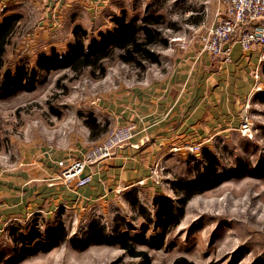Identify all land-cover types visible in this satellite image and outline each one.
Wrapping results in <instances>:
<instances>
[{
  "label": "rangeland",
  "instance_id": "374dc122",
  "mask_svg": "<svg viewBox=\"0 0 264 264\" xmlns=\"http://www.w3.org/2000/svg\"><path fill=\"white\" fill-rule=\"evenodd\" d=\"M141 1V6L127 3L126 19L140 22L146 12L163 14L168 22L176 23V30L165 31L168 47L174 50H160L159 64L146 70L107 61L106 74L99 78L89 70L80 75L61 68L44 72L38 67L39 60L52 58L53 53L67 54L81 38L75 33L79 27L87 32L82 39L85 47L98 42L100 33L115 28L113 19L122 18L121 3L104 9L94 6L89 13L75 0H0V25L7 18H19L7 49L5 78L21 68L39 77L31 88L21 80L22 88L17 85L16 91L0 98V264H10L20 235H27L33 227L44 233L60 224L67 232L64 242L15 264H143L141 258L131 257L117 245L82 249L97 227L104 228L109 238L126 232L136 250L146 252L154 264H174L181 258L194 264H264V176L229 178L185 205L174 186L178 179H195L207 156L216 160L219 173L244 161L264 169V60L244 68L248 76L257 71L262 91L247 100L240 95L226 97V89L218 106L209 98L206 129L186 128L173 136L177 121L163 116L169 131L145 133L137 143L140 135L135 130L121 148L112 149L110 157L122 161L127 157L129 168L137 171L141 181L133 183L135 176L129 169L127 178L132 181L112 183L107 192L88 200L79 195L74 199L75 194H25L29 186L35 191L46 186L27 184L28 177H37L45 163L57 164L55 170L60 174L66 167L61 162L86 160L125 122V126H138L139 121L146 129L155 128L159 120L153 117L150 103L144 105L150 117L140 119V95L153 88L158 78H169L174 61L183 62L188 54L183 47L190 38L197 46L218 15L226 14L222 0H146L145 7ZM202 11L206 16L199 27ZM90 116L101 127L109 125L108 133L96 141L86 126ZM245 121L251 126L247 135L241 127ZM131 143H137L136 151ZM97 163L88 167L94 169ZM39 164H43L41 169ZM181 210L176 226L160 227V217L168 211L178 216Z\"/></svg>",
  "mask_w": 264,
  "mask_h": 264
},
{
  "label": "trees",
  "instance_id": "16d2710c",
  "mask_svg": "<svg viewBox=\"0 0 264 264\" xmlns=\"http://www.w3.org/2000/svg\"><path fill=\"white\" fill-rule=\"evenodd\" d=\"M19 18H7L0 25V98H6L17 87L22 88L21 80H24L30 88L37 80L38 74L35 71L26 70L25 68L17 69L15 75L11 77V73L5 78L6 54L11 38L16 30V23ZM169 20L164 15L147 14L140 22H126V15L123 12L122 18L113 19L115 28L108 32L99 34L98 42L89 47H85L82 41L87 35L86 30L76 28L75 33L80 34L81 38H77L76 44L70 46L69 52L64 56L58 54L52 55V58L42 57L39 60L38 67L44 72H51L55 69H68L76 75H80L85 70L91 71L93 74L98 73L101 78L106 74L107 61H119L123 64L130 65L141 70L151 64H158L160 61V50L169 46V36L165 33L166 29L176 30L175 22ZM61 57V58H60ZM221 60L220 57H215ZM12 85L17 87H12ZM3 88V90H1ZM52 112L60 116L58 110L52 108ZM90 121L86 126L91 130L90 137L93 141L98 140L102 135L108 133V124L101 127L98 120L94 116H90ZM97 131V132H96ZM236 168H230L226 172L219 173L216 160L206 157L204 167L197 170V177L193 180L178 179L175 183V189L181 193V204L185 205L192 197L202 194L229 178L234 177H258L264 176V169H256L249 162H238ZM61 211L64 208L60 209ZM181 212L173 214L167 212L160 217L159 224L162 229L169 226H176L179 223ZM67 232L62 224L57 228L47 229L44 233L39 228L33 227L28 234L20 235L17 240L19 246L16 248V254L9 261L15 264L23 261L25 258L37 254L39 252H48L66 240ZM74 245L77 243L73 242ZM142 243H145L142 241ZM89 245H117L131 257L141 258L143 264H154L148 254L143 251H137L136 246L130 243V239L126 232H120L113 238H109L104 228H95L84 242V247ZM174 264H194L186 259H179Z\"/></svg>",
  "mask_w": 264,
  "mask_h": 264
},
{
  "label": "crops",
  "instance_id": "0c3cea01",
  "mask_svg": "<svg viewBox=\"0 0 264 264\" xmlns=\"http://www.w3.org/2000/svg\"><path fill=\"white\" fill-rule=\"evenodd\" d=\"M133 1L75 0V2L79 4L78 7L83 6L89 13L92 12V8L94 6L104 9V7H111L113 3H121V9H123L124 12L128 7L127 3H130L131 6L135 4L141 6V0ZM151 1L152 3H155L157 0ZM146 4V0H144L143 7H145ZM150 13L154 14L153 12H146V15ZM156 15L163 14L159 13ZM205 16V12H200L198 18L199 20L196 25L201 27V24L204 23ZM127 19L128 22L137 21L134 19ZM192 38L193 37H191L188 41L189 44L184 45L183 47L188 51V54L184 55L182 58L184 59L183 62H180V60L174 61V64L172 65L174 73L170 75L169 78H158V80L153 82V88L144 90L143 94L140 95L137 102L142 104V106H140V110L143 115L140 119L147 120L150 117V114H148L149 107L144 106L145 104L150 103L152 106L151 111L155 113L153 114V117L159 121H157V126L155 128H152L153 126L149 125V127H151L147 129L144 127V122L141 124L139 121H137V134L140 135H138L139 137H137L135 140L137 143L142 140V136H144L145 133L152 134L156 129L158 130V133L169 131L170 128L167 127V123H163L162 121L163 116H173V121H177V123L173 126L176 127V129L171 133L173 136L175 132L181 133V131L185 130L186 128H189V130H191L193 127L195 129H206L208 123H205L204 120H207L209 117L208 104L210 101H212L214 106H218V100L222 101L223 96H225L223 91L226 89V97L233 96L234 98H238L240 95L243 98H247V100H249L251 96L255 95L257 88V82L255 81L254 76L255 72L252 74V76H248V72H246L247 70L245 71L244 68L249 65L254 66L260 63L261 56L263 54L262 48H258L252 53L243 54L240 46L235 44L232 53V63L224 64L221 60H218L217 58L206 53H202L200 43H198L197 46H193V44H191L193 42L191 40ZM167 50L173 51L174 48L170 50L168 47ZM251 68L255 69L254 67ZM229 73H232V79L228 78V75H230ZM127 109L128 108H124V111ZM211 111H213V109H211ZM122 125H127V122ZM137 143L135 145L131 143L130 148L136 151L135 146ZM121 153L125 155L124 152ZM126 159L127 157L122 161L116 158H110L100 163L101 165L97 164L95 166L96 170L95 168L92 169L87 167L83 176L93 175V178L90 185L82 188H77L74 182H64L61 177V171L59 174L55 170L58 167L57 164L45 163V166L43 164H39L38 167L40 166V169L42 165L44 168H42L41 171H38L37 177H28L27 184L29 185L32 182H41L46 183V186L36 191L31 186H29L25 190V194H75L73 196L74 199L76 195H79L82 198L88 200L98 196L99 194L107 192L112 183H125L132 180L133 183H137L141 181V177L139 176V178L137 176V171H131ZM66 164L67 163L64 164V162H61V165ZM129 169L130 173L134 174L135 176L132 180L127 178ZM57 171L59 172V170ZM80 201H82L81 198H79V202Z\"/></svg>",
  "mask_w": 264,
  "mask_h": 264
},
{
  "label": "built area",
  "instance_id": "2783aa9c",
  "mask_svg": "<svg viewBox=\"0 0 264 264\" xmlns=\"http://www.w3.org/2000/svg\"><path fill=\"white\" fill-rule=\"evenodd\" d=\"M222 3L226 6V14L225 16L219 14L214 24L201 36V52L220 57L222 63L230 64L233 47L238 44L243 54L262 48L261 61L264 60V24L255 26L259 20H264V0H222ZM254 76L257 82L256 92L262 91L258 84H261V81L257 71ZM241 127L243 134L251 132V126L247 121L243 122ZM135 130L137 131V126L131 125L111 131L108 141L90 152L86 160H75L65 165L66 167L61 170L63 181L74 182L77 188L90 185L93 175L83 176L86 168L93 162L99 163L110 159L111 150L121 148L133 137Z\"/></svg>",
  "mask_w": 264,
  "mask_h": 264
},
{
  "label": "water",
  "instance_id": "95a60500",
  "mask_svg": "<svg viewBox=\"0 0 264 264\" xmlns=\"http://www.w3.org/2000/svg\"><path fill=\"white\" fill-rule=\"evenodd\" d=\"M263 24H264V20L262 19V20H259V21L255 24V26L263 25ZM143 143H144V141L140 142V146H139V148L143 145ZM136 148H137V147H136Z\"/></svg>",
  "mask_w": 264,
  "mask_h": 264
}]
</instances>
